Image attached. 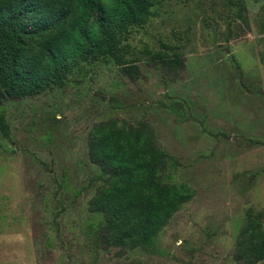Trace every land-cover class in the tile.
Wrapping results in <instances>:
<instances>
[{
  "label": "rangeland",
  "instance_id": "obj_1",
  "mask_svg": "<svg viewBox=\"0 0 264 264\" xmlns=\"http://www.w3.org/2000/svg\"><path fill=\"white\" fill-rule=\"evenodd\" d=\"M241 3L160 0L121 42L141 57L135 80L106 56L1 104L0 264H247L234 253L249 209L264 228V0ZM145 48L180 52L184 69L171 79ZM125 121L150 123L179 160L173 181L194 190L154 253L96 246L86 232L100 219L88 141Z\"/></svg>",
  "mask_w": 264,
  "mask_h": 264
},
{
  "label": "trees",
  "instance_id": "obj_2",
  "mask_svg": "<svg viewBox=\"0 0 264 264\" xmlns=\"http://www.w3.org/2000/svg\"><path fill=\"white\" fill-rule=\"evenodd\" d=\"M160 0H0V131L9 136L5 100L36 96L61 84L74 68L111 56L135 80L140 56L121 43L145 22ZM238 9L241 0H226ZM145 61L171 79L184 69L177 51L144 49ZM130 54V55H129ZM132 54V55H131ZM100 183L88 208L96 246L139 248L154 253L158 234L194 190L173 181L179 160L162 147L150 123L102 124L88 141ZM95 228V231H93ZM234 256L247 264L264 260L262 215L249 209Z\"/></svg>",
  "mask_w": 264,
  "mask_h": 264
}]
</instances>
